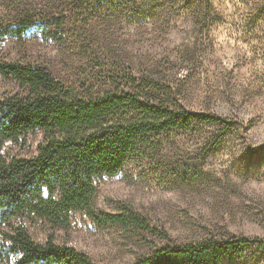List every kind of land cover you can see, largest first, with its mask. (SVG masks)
I'll list each match as a JSON object with an SVG mask.
<instances>
[{"label": "rangeland", "instance_id": "obj_1", "mask_svg": "<svg viewBox=\"0 0 264 264\" xmlns=\"http://www.w3.org/2000/svg\"><path fill=\"white\" fill-rule=\"evenodd\" d=\"M87 20L50 17L72 0H0V24L28 11L45 30L0 38L1 61L39 64L65 85L101 92L125 74L170 89L188 110L236 125L211 153L218 127L155 135L144 153L113 175L94 179L97 213L130 210L147 225L101 224L72 212L66 224L22 218L31 238L47 237L86 253L97 264H132L166 244L231 236L264 240V0H117ZM133 3L140 15L132 13ZM22 93L0 76V95ZM34 130L6 141L5 158L31 157L43 140ZM1 240V238H0ZM223 264H264L251 249Z\"/></svg>", "mask_w": 264, "mask_h": 264}, {"label": "trees", "instance_id": "obj_2", "mask_svg": "<svg viewBox=\"0 0 264 264\" xmlns=\"http://www.w3.org/2000/svg\"><path fill=\"white\" fill-rule=\"evenodd\" d=\"M118 6L117 0H72L66 11L47 23L60 28L71 17L85 21ZM139 6L133 3L136 16ZM45 28L24 11L14 22L0 24V38H21ZM0 76L13 79L22 89V93L0 95V264H97L86 253L50 237L42 243L34 241L22 218L36 216L58 225L78 211L101 224L147 227L130 210L97 213L94 179L117 173L152 146L155 135L168 130L217 126V137L209 147L212 153L236 125L228 117L188 110L171 99L168 87L130 73L112 80V88L101 92L65 85L39 64L0 59ZM34 130L43 131V140L33 156L5 158L6 141L15 142ZM255 247L264 250V240L208 238L156 247L132 264H223Z\"/></svg>", "mask_w": 264, "mask_h": 264}]
</instances>
